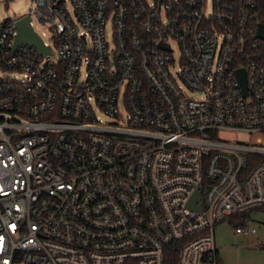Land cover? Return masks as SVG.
Returning a JSON list of instances; mask_svg holds the SVG:
<instances>
[{
	"label": "built area",
	"instance_id": "obj_1",
	"mask_svg": "<svg viewBox=\"0 0 264 264\" xmlns=\"http://www.w3.org/2000/svg\"><path fill=\"white\" fill-rule=\"evenodd\" d=\"M33 5L49 54L0 26V264H220L264 209V0Z\"/></svg>",
	"mask_w": 264,
	"mask_h": 264
},
{
	"label": "rangeland",
	"instance_id": "obj_2",
	"mask_svg": "<svg viewBox=\"0 0 264 264\" xmlns=\"http://www.w3.org/2000/svg\"><path fill=\"white\" fill-rule=\"evenodd\" d=\"M33 7V0H0V26L5 19L12 21L31 14ZM34 28L39 35L49 33L46 27L37 22ZM104 119L109 120L106 117ZM223 137L228 140L235 139L233 135ZM237 138L242 143L256 144L257 138H262V135L240 134ZM250 218L246 226L255 228L256 234L238 235L235 232L236 226L229 222L216 225L215 239L220 264H264V212H253Z\"/></svg>",
	"mask_w": 264,
	"mask_h": 264
},
{
	"label": "water",
	"instance_id": "obj_3",
	"mask_svg": "<svg viewBox=\"0 0 264 264\" xmlns=\"http://www.w3.org/2000/svg\"><path fill=\"white\" fill-rule=\"evenodd\" d=\"M31 21V18L29 16L23 17L19 19L16 22V27L19 31V36L16 42V47L21 45V44H27L30 46H33L39 50V52L42 55H47L50 53V49L47 48L41 37L33 30V28L29 25V22ZM259 37L264 38V26L260 27V31L258 34ZM242 82L244 85V90L246 91V82L245 78H242ZM200 199V194L199 192L195 195L194 197V202L199 201ZM201 209V207H199Z\"/></svg>",
	"mask_w": 264,
	"mask_h": 264
},
{
	"label": "trees",
	"instance_id": "obj_4",
	"mask_svg": "<svg viewBox=\"0 0 264 264\" xmlns=\"http://www.w3.org/2000/svg\"><path fill=\"white\" fill-rule=\"evenodd\" d=\"M261 212H264V209H258ZM255 210H249L241 215H233L232 217H230L228 219L229 223L232 225L237 224V222L241 221V220H245L248 221V219L250 218V214L253 213ZM177 263V257H176V253L175 254H171L167 261L166 264H176Z\"/></svg>",
	"mask_w": 264,
	"mask_h": 264
}]
</instances>
